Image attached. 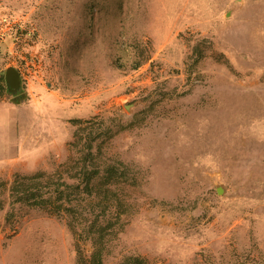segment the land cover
I'll list each match as a JSON object with an SVG mask.
<instances>
[{
	"label": "rangeland",
	"instance_id": "rangeland-1",
	"mask_svg": "<svg viewBox=\"0 0 264 264\" xmlns=\"http://www.w3.org/2000/svg\"><path fill=\"white\" fill-rule=\"evenodd\" d=\"M0 85V181L52 173L78 127L135 177L104 264H264V0H0ZM4 215L0 264L92 252Z\"/></svg>",
	"mask_w": 264,
	"mask_h": 264
},
{
	"label": "trees",
	"instance_id": "trees-1",
	"mask_svg": "<svg viewBox=\"0 0 264 264\" xmlns=\"http://www.w3.org/2000/svg\"><path fill=\"white\" fill-rule=\"evenodd\" d=\"M93 134L78 127L68 143V157L52 173L15 174L9 183L0 181V213L5 210L6 222L23 209H37L63 220L77 240L91 242L88 258L76 245V264H104L111 243L124 226L120 217L129 206L126 191L135 185L126 165L107 156L100 145L93 146L99 138ZM122 264L144 261L128 256Z\"/></svg>",
	"mask_w": 264,
	"mask_h": 264
},
{
	"label": "water",
	"instance_id": "water-1",
	"mask_svg": "<svg viewBox=\"0 0 264 264\" xmlns=\"http://www.w3.org/2000/svg\"><path fill=\"white\" fill-rule=\"evenodd\" d=\"M5 82L9 88V91H16L19 88L20 81L17 71L13 68H8L5 70Z\"/></svg>",
	"mask_w": 264,
	"mask_h": 264
},
{
	"label": "built area",
	"instance_id": "built-area-1",
	"mask_svg": "<svg viewBox=\"0 0 264 264\" xmlns=\"http://www.w3.org/2000/svg\"><path fill=\"white\" fill-rule=\"evenodd\" d=\"M2 21H3V22H6V21H7V19H6V18H3V19H2Z\"/></svg>",
	"mask_w": 264,
	"mask_h": 264
},
{
	"label": "bare ground",
	"instance_id": "bare-ground-1",
	"mask_svg": "<svg viewBox=\"0 0 264 264\" xmlns=\"http://www.w3.org/2000/svg\"><path fill=\"white\" fill-rule=\"evenodd\" d=\"M127 109V108H126ZM218 190L221 191V189L218 187Z\"/></svg>",
	"mask_w": 264,
	"mask_h": 264
}]
</instances>
